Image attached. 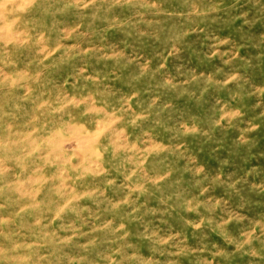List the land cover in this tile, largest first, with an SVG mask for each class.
<instances>
[{
    "label": "rangeland",
    "instance_id": "374dc122",
    "mask_svg": "<svg viewBox=\"0 0 264 264\" xmlns=\"http://www.w3.org/2000/svg\"><path fill=\"white\" fill-rule=\"evenodd\" d=\"M0 264H264V0H0Z\"/></svg>",
    "mask_w": 264,
    "mask_h": 264
}]
</instances>
